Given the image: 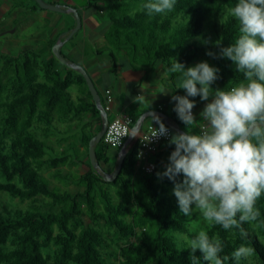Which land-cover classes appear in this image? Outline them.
<instances>
[{
	"label": "trees",
	"instance_id": "1",
	"mask_svg": "<svg viewBox=\"0 0 264 264\" xmlns=\"http://www.w3.org/2000/svg\"><path fill=\"white\" fill-rule=\"evenodd\" d=\"M1 1L8 2L10 10L21 9L25 19L43 9L35 0L33 5ZM83 1L65 7L75 8L82 20L86 14L102 16L103 43L93 48L89 40L75 41L81 26L59 51L68 62L85 68L102 107L104 92L114 91L120 69L142 70L145 79L159 72L170 96L163 103L169 109L161 110L186 131L171 100L186 94L177 88L179 74L170 71L174 58L185 67L200 61L218 67L220 78L213 88L227 89L242 79L231 60L206 55L208 50L219 52L218 40L223 46L234 42L239 26L230 8L236 0H176L171 12L151 16L142 10L146 0ZM9 8L6 16L12 12ZM72 13L73 21L69 19L41 51L0 53V192L22 204L0 208V264H191L186 241L195 232L189 228L190 218L179 210L173 182L156 175L165 170L175 146L161 143L150 158L155 169L138 173L134 138L112 181L104 180L90 162L88 143L101 127L99 108L84 76L52 53L57 39H65L75 26ZM22 16L14 24L21 23ZM190 99L196 106L206 102L199 96ZM122 106L118 103L117 109ZM146 110L141 101L124 108L134 123ZM119 149L102 138L96 143L101 171L114 170ZM256 207L261 213L256 225H242L246 236L206 223L204 230L224 245L222 256L230 257L243 244L253 249L252 264H264V194ZM196 256L199 264H207L199 250ZM225 264L237 262L229 259ZM239 264H248V258Z\"/></svg>",
	"mask_w": 264,
	"mask_h": 264
},
{
	"label": "clouds",
	"instance_id": "2",
	"mask_svg": "<svg viewBox=\"0 0 264 264\" xmlns=\"http://www.w3.org/2000/svg\"><path fill=\"white\" fill-rule=\"evenodd\" d=\"M175 4L176 0H146L142 10L150 16L164 14ZM230 15L239 26L234 42L223 46L218 40L219 52L208 50L206 55L231 60L242 79L227 89L213 88L220 78L218 67L207 61L185 67L174 58L170 71L179 74L177 88L186 94L173 95L171 100L187 130L171 134L169 146L174 145V150L165 170L156 175L173 182V194L184 216L190 217L195 209L208 224L246 236L242 225H256L261 215L256 204L264 194V0H236ZM209 42L210 38L204 41ZM197 96L207 102L199 114L203 125L196 124V101L190 99ZM148 116L158 125L151 137H168L170 130L163 119L155 112ZM115 135L120 145L122 137L132 134ZM186 243L191 264H199L197 250L207 264H225L229 259L239 264L253 253L242 244L230 257L222 256L221 239L203 229L196 230Z\"/></svg>",
	"mask_w": 264,
	"mask_h": 264
},
{
	"label": "rangeland",
	"instance_id": "3",
	"mask_svg": "<svg viewBox=\"0 0 264 264\" xmlns=\"http://www.w3.org/2000/svg\"><path fill=\"white\" fill-rule=\"evenodd\" d=\"M27 5H33L32 0H24ZM50 4H58L63 5L64 11H53L49 9H38L35 13H28V16L25 19V15H23V11L21 9H11L9 8V3L7 5H3V1L0 0V53L10 54L17 52L21 49H34V51H41L43 48H46L47 40L52 39L57 35L58 32L61 31L62 27L68 22L69 19L73 21V17L71 15L72 10L69 7H65L67 5H71L76 3L77 5L82 4L83 0H44ZM103 2V0H101ZM8 11H12L11 14L6 16L5 9ZM103 6V4H101ZM20 14V15H19ZM73 14V13H72ZM6 16V17H5ZM24 17V20L21 23L14 24L13 20L17 21V17ZM101 18L98 17L96 13H91L89 15H85L83 21L82 28L80 32L77 34L75 38L78 41L79 39H85L92 42V47L96 48L103 43V38L101 37V33L105 28H101ZM64 35L60 36L61 39ZM96 43V44H95ZM71 45V42L68 43ZM63 48V47H62ZM64 50V48H63ZM48 53V51H47ZM44 54V53H43ZM41 53V55H43ZM118 80V78H117ZM140 101H143L146 104V98L141 96ZM169 109V105H167ZM146 107V105L144 106ZM117 109V108H116ZM112 110L109 113V117H112ZM149 117V116H148ZM149 119V118H148ZM20 200L18 198H12L9 194L0 192V208L3 205L9 207L21 206L19 204ZM195 212L189 217V228L192 232L196 230L205 229V225L207 222L203 220V217L200 215L198 211L195 209ZM185 236V235H184ZM185 238H187L185 236ZM190 239V238H188ZM187 239V240H188ZM181 244V242L179 241ZM253 257L252 255L248 258V264H252Z\"/></svg>",
	"mask_w": 264,
	"mask_h": 264
},
{
	"label": "water",
	"instance_id": "4",
	"mask_svg": "<svg viewBox=\"0 0 264 264\" xmlns=\"http://www.w3.org/2000/svg\"><path fill=\"white\" fill-rule=\"evenodd\" d=\"M35 1L41 8L49 9V10H53V11H59V12L64 11V9L61 6H59L58 4H50V3L45 2L44 0H35ZM70 10H72V12L75 16V26L70 30L69 34L66 36L65 39H63V40H60L59 38L57 39V41L52 46V53L56 56V58L60 62L78 70L84 76V78L87 82L89 91L92 94V98H93L95 104L99 108L100 120H101L100 130L89 140V143H88L89 159H90L92 166L95 167L98 171H100L102 173L104 180L112 181L121 169L122 162L124 160L128 146L131 144V142L134 140V138H136L137 134L141 131L143 122H144L145 118L149 115V113L155 112L156 114H158L163 119L164 123L166 125L170 126L175 132L176 131L184 132V131L181 130L176 124L172 123V121H170V119H169V116L167 114H165L164 112H162L160 110L145 111L135 121V123L132 126V130L130 132L134 136H132V135L127 136L123 145L119 149V157L117 159V164H116L114 170L111 173L101 171L102 169L100 167V164H99V162L96 161L95 145H96V143L100 142V140H101V138H102V136L106 130V127L108 125L109 118H108L107 111L100 105L98 91L95 88V85H94L91 77L89 76V74L86 72L85 68L79 64L68 62L67 60H65L61 56L60 51H59L60 47L63 45V43L65 41H67L82 26V19L77 14L76 9L72 7Z\"/></svg>",
	"mask_w": 264,
	"mask_h": 264
},
{
	"label": "crops",
	"instance_id": "5",
	"mask_svg": "<svg viewBox=\"0 0 264 264\" xmlns=\"http://www.w3.org/2000/svg\"><path fill=\"white\" fill-rule=\"evenodd\" d=\"M117 78L118 80L115 82L114 91H111L113 95V104L111 109L113 112L112 116L123 113L127 104L131 103V101H134V99L139 100L141 96L146 98V104L141 101L142 106L146 105V107H144L147 109L146 111H162L161 109L167 111L168 106L167 104L165 105L163 103L170 101L169 89L162 85L163 77L159 76V72L155 74V76H150L148 79H145L144 71L142 70L120 69ZM161 91H168V93L164 94L161 93ZM118 103L120 106L123 105L120 110L116 109L118 108ZM205 103L207 102H204L193 109V113L197 118L196 124L198 125H203L204 123L199 114L202 111ZM149 121H152V118H147L146 122Z\"/></svg>",
	"mask_w": 264,
	"mask_h": 264
},
{
	"label": "built area",
	"instance_id": "6",
	"mask_svg": "<svg viewBox=\"0 0 264 264\" xmlns=\"http://www.w3.org/2000/svg\"><path fill=\"white\" fill-rule=\"evenodd\" d=\"M105 97V105L104 109L106 111L112 109L113 104V95L110 89H106L104 92ZM134 124L133 118L128 113H120L113 115V117L108 121V125L106 130L102 136V140L105 144L121 148L127 136L122 137L121 143L119 145V140L116 138L115 133L117 132H130L132 130V126ZM166 125V124H165ZM170 134L168 137H151L154 133L155 128H158V125L154 121H149L142 125L141 131L136 136V172L138 173H151L155 167L156 163L153 160H150L151 156H153L159 149V145L163 142L169 141L171 134H173V129L166 125ZM150 137V139H149Z\"/></svg>",
	"mask_w": 264,
	"mask_h": 264
},
{
	"label": "flooded vegetation",
	"instance_id": "7",
	"mask_svg": "<svg viewBox=\"0 0 264 264\" xmlns=\"http://www.w3.org/2000/svg\"><path fill=\"white\" fill-rule=\"evenodd\" d=\"M63 8V7H62Z\"/></svg>",
	"mask_w": 264,
	"mask_h": 264
}]
</instances>
